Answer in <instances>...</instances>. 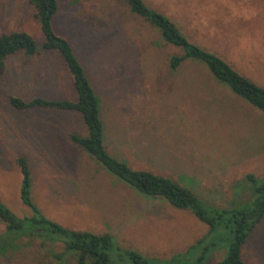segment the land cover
I'll return each mask as SVG.
<instances>
[{
  "label": "rangeland",
  "instance_id": "obj_1",
  "mask_svg": "<svg viewBox=\"0 0 264 264\" xmlns=\"http://www.w3.org/2000/svg\"><path fill=\"white\" fill-rule=\"evenodd\" d=\"M147 1L183 27L193 26L201 43L264 85V0ZM59 3L57 28L72 40L100 96L111 153L135 168L188 182L221 207L229 205L235 183L247 173L264 177V112L215 85L196 63L172 72L168 57L179 50L123 0ZM13 29L42 43L28 0H0V32ZM41 50L10 58L0 74V199L19 218L32 214L20 195L17 158L25 154L33 200L49 218L71 229L110 232L121 247L141 252L153 264L188 249L209 227L188 210L138 195L73 145L71 130L87 134L77 114L11 106V95L75 98L60 57ZM208 82L211 93L203 86ZM5 231L0 221V264H74L56 258L64 249L61 241L44 242L27 231H15L5 241ZM224 256L216 253L207 264ZM244 258L246 264H264V220L246 243Z\"/></svg>",
  "mask_w": 264,
  "mask_h": 264
},
{
  "label": "trees",
  "instance_id": "obj_2",
  "mask_svg": "<svg viewBox=\"0 0 264 264\" xmlns=\"http://www.w3.org/2000/svg\"><path fill=\"white\" fill-rule=\"evenodd\" d=\"M123 1L131 13L142 19L150 29L157 31L166 44L179 50L168 57L172 72H177L185 63H196L206 69L215 85L226 88L264 112V85L201 43L194 36L193 26L183 27L167 12L147 0ZM28 3L32 7L34 19L40 25L43 41L38 44L35 37L23 29L1 31L0 74L5 72L10 58L19 54L33 57L43 49L41 51L58 55L68 69L75 98L56 99L41 94L26 98L11 95V106L23 112L46 109L77 114L87 134L71 130L69 140L73 145L90 155L138 195L152 200H165L177 209L188 210L209 227L208 232L188 249L175 254L163 264H207L211 256L219 252L225 256L218 264H246L244 247L252 232L264 220V177L247 173L235 183V195L229 205L221 207L205 200L188 182L150 169L135 168L128 160L115 156L106 145L101 99L92 78L72 40L57 28L59 0H28ZM17 163L23 176L21 199L32 210V214L19 218L0 199V221L6 226L3 240L8 241L15 231H27L29 236L40 237L44 242L47 239L52 243L61 241L64 249L55 256L63 263L70 259L74 264L155 262L137 250L121 247L110 232L71 229L49 218L33 200L32 169L28 156L19 155ZM25 228L29 229L23 230Z\"/></svg>",
  "mask_w": 264,
  "mask_h": 264
},
{
  "label": "crops",
  "instance_id": "obj_3",
  "mask_svg": "<svg viewBox=\"0 0 264 264\" xmlns=\"http://www.w3.org/2000/svg\"><path fill=\"white\" fill-rule=\"evenodd\" d=\"M204 87H206L205 88V91L206 92H212L213 91V89H212V84H210L209 82L206 84V86L205 85H203Z\"/></svg>",
  "mask_w": 264,
  "mask_h": 264
}]
</instances>
